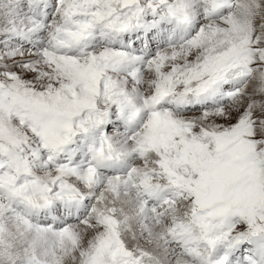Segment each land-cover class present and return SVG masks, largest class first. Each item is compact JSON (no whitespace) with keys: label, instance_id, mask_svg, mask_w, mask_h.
<instances>
[{"label":"snow or ice","instance_id":"1","mask_svg":"<svg viewBox=\"0 0 264 264\" xmlns=\"http://www.w3.org/2000/svg\"><path fill=\"white\" fill-rule=\"evenodd\" d=\"M0 264H264V0H0Z\"/></svg>","mask_w":264,"mask_h":264}]
</instances>
